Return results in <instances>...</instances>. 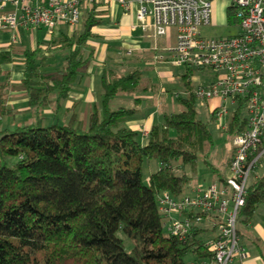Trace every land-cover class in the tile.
<instances>
[{
	"label": "trees",
	"instance_id": "trees-1",
	"mask_svg": "<svg viewBox=\"0 0 264 264\" xmlns=\"http://www.w3.org/2000/svg\"><path fill=\"white\" fill-rule=\"evenodd\" d=\"M95 6L86 12L80 29L49 41L65 51L62 66L47 70L40 48L24 50L20 87L38 115L35 122L1 128L14 111L6 103L9 84L0 82V264H187L184 256L189 252L194 264L211 259L198 225L184 240L170 235L158 203L164 192L174 198L185 193L190 176L176 172L174 162L181 169L192 166L212 144L190 86L194 66L184 65L181 75L187 92L178 97L182 110L164 114L144 144L139 132L127 125L135 107L110 106L116 94L142 87L139 70L112 74L110 79L104 74L101 110L91 112L86 123L73 116L66 124L43 125L41 110L67 98L88 62L86 42L94 35L92 28L103 21ZM232 12L227 7L229 21ZM13 51L0 50V75L1 65L13 61ZM244 125L238 106L227 117L226 131L235 135ZM7 158L13 161L9 164ZM144 159L160 163L147 183ZM263 202L264 174L246 187L237 222L250 220ZM186 215L194 217L193 211ZM119 231L131 239L130 250Z\"/></svg>",
	"mask_w": 264,
	"mask_h": 264
},
{
	"label": "built area",
	"instance_id": "built-area-1",
	"mask_svg": "<svg viewBox=\"0 0 264 264\" xmlns=\"http://www.w3.org/2000/svg\"><path fill=\"white\" fill-rule=\"evenodd\" d=\"M106 1L0 0V31H11L12 41H16L22 27L41 26L50 32L58 25L71 29L79 23L81 7L90 9ZM131 1L119 0L125 11ZM133 1L137 25L144 30L163 36L169 27L176 28L171 50L176 66L189 64L215 72L208 86L195 88L194 96L203 101L219 99L213 115L222 129L227 127L223 120L229 115L228 102L246 108L245 125L233 137L222 182L213 181L177 198L167 192L159 197V209L166 219L163 224L170 235L184 240L192 226L205 219L217 227V236L204 243L212 258L198 264H242L246 253L239 243L237 214L244 203L247 178L264 158V0H227L239 31L221 38L202 34V28L211 22L213 0ZM189 211L194 217L171 216Z\"/></svg>",
	"mask_w": 264,
	"mask_h": 264
},
{
	"label": "crops",
	"instance_id": "crops-1",
	"mask_svg": "<svg viewBox=\"0 0 264 264\" xmlns=\"http://www.w3.org/2000/svg\"><path fill=\"white\" fill-rule=\"evenodd\" d=\"M95 7L103 21L92 28L94 35L86 42L87 64L76 76L67 98L59 103L52 102L44 107L39 115L45 118L49 116L52 122L64 121V124L68 123L73 116L78 120H81L82 115L88 117L91 112L101 110L104 74L107 79H110L112 74L121 75L139 70L143 80L142 87L134 92L116 94L110 106L112 108L135 107L136 110L127 121V125L139 132L140 141L144 144L147 141L150 128L154 124H161L164 114L173 112L171 110L173 101L169 95L177 91L174 88L179 83L176 81L177 77H179L180 84L183 85L181 75L185 73V69L182 71L181 68L184 65L176 66L173 63L171 51L176 42L177 30L174 27H169L163 36L155 35L151 29L144 30L137 25L135 16L137 4L133 0L126 11L119 0H107L102 5ZM222 8L223 5H221ZM87 11L88 9L81 7V12L86 14ZM147 20L148 22L152 21L151 18ZM212 23H222V14L215 0L212 1V17L209 25ZM80 28L78 24L71 29L65 25H58L55 31L50 32L41 26L37 28L22 27L16 41H12L11 31H0V50H14L13 61L1 65L2 74L0 75V82L6 81L9 84L6 103L13 109L14 114L3 119L1 128L12 129L18 125L29 124L35 122L38 117L31 111L28 96L25 90L20 87L24 71V50L40 48V54L47 57L45 68L51 71L62 66L65 56V51L59 49L58 46L49 45L51 38L60 37L62 33L70 36ZM59 57L60 63L55 64V58ZM183 92L184 95L187 94L185 90ZM179 95L177 92L175 93L177 99ZM204 102L212 118L218 122L214 118L213 108L219 103V99L210 98ZM58 112L61 114L58 115ZM232 148L233 145L230 143L222 171L216 172L219 173V179L220 176L225 177ZM148 164L150 171L160 167L158 161L148 162ZM258 176L257 172H253L252 181ZM215 180L216 178H212L211 182ZM220 182L222 181L220 180ZM206 185L195 183L185 193L191 194L195 188ZM171 216L182 219L187 215L172 213ZM196 225L201 229L200 237L204 242L215 238L218 234V229L211 224V219H205ZM237 233L239 243L246 253L242 264H264V202L259 205L250 220L237 222ZM207 260L210 259H200L199 262ZM194 262L195 256L193 255V259L188 264H194Z\"/></svg>",
	"mask_w": 264,
	"mask_h": 264
},
{
	"label": "rangeland",
	"instance_id": "rangeland-1",
	"mask_svg": "<svg viewBox=\"0 0 264 264\" xmlns=\"http://www.w3.org/2000/svg\"><path fill=\"white\" fill-rule=\"evenodd\" d=\"M216 5L219 6L220 12L222 14V23H212L209 26H206L205 28L202 29V34L205 37L208 38H221V37H226L229 35L236 34L239 31V26L238 23L235 21V19L228 20L227 18V0H215ZM221 5H223V8L221 9ZM85 16V12H81V17L78 23V27L80 28L82 26V21L83 17ZM232 17V16H231ZM56 63H60V57L55 58ZM185 68H181L183 71ZM215 72L212 70H201L198 68L193 67L192 68V74L190 76V86L193 88V90L198 87V86H208L211 80L214 78ZM176 81L179 83L174 86L177 91H174L172 94L169 96L171 97V100L173 101V104L171 105V110L173 112H179L182 110L183 106L180 102L179 99L175 96V93L177 92L180 94L179 96L184 97L185 93L183 92L185 90V87L180 84L179 77L176 78ZM195 106L198 114V118L201 119L202 121H205L208 124L209 130L212 134V144L208 147L207 151L204 153H200L197 156L196 162L194 165H185L182 169L179 167V162H174V170L176 172H182L184 171L187 175L190 176L189 181L185 185V192H188L190 187L194 185L195 183L197 184H203L206 185L211 182L212 178H216V182L220 184V179H219V173L217 174L216 172H221L222 171V166L225 161V158L227 156V150H228V145L230 143H233V137L234 135L227 132L226 128L222 130L221 127H219V123L216 122L213 118L212 115L208 112V107L206 106L205 102L201 100L198 97H195ZM227 109L229 113L234 112L238 104H230L229 102L227 103ZM240 113L242 116L246 115V108L244 105L240 107ZM61 112H58V115H60ZM48 118V119H47ZM47 118L43 117V125H48L53 123L50 121V117L48 116ZM81 121L87 122L88 117L85 115H82L80 117ZM64 121L60 122L61 124ZM224 125L227 124V119L225 118L223 120ZM171 135H174V131H170ZM9 161L8 163H11V160L13 161L12 158H7ZM148 162L155 163L157 162V159H144L143 165H142V176H143V181L144 183L148 182V176L151 172L153 171L149 170V164ZM153 165V164H152ZM255 172H257L259 175L264 174V158L261 159V161L258 164V167L255 169ZM252 175L253 172L248 176L247 181H246V187L252 182ZM164 220L165 217H163ZM118 236H120L123 240L124 247L126 250H130L133 246V243L129 237H127L122 231L118 232ZM193 259V254L192 253H187L184 256L185 262L188 264L191 260Z\"/></svg>",
	"mask_w": 264,
	"mask_h": 264
},
{
	"label": "bare ground",
	"instance_id": "bare-ground-1",
	"mask_svg": "<svg viewBox=\"0 0 264 264\" xmlns=\"http://www.w3.org/2000/svg\"><path fill=\"white\" fill-rule=\"evenodd\" d=\"M158 203H159V199H158Z\"/></svg>",
	"mask_w": 264,
	"mask_h": 264
}]
</instances>
